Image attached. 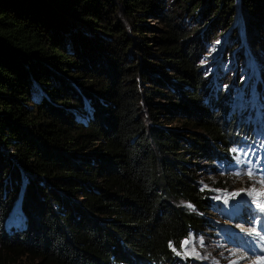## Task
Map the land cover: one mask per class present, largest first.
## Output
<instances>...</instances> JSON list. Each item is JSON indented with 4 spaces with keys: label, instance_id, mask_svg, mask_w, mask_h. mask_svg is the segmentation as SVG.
Segmentation results:
<instances>
[{
    "label": "trees",
    "instance_id": "obj_1",
    "mask_svg": "<svg viewBox=\"0 0 264 264\" xmlns=\"http://www.w3.org/2000/svg\"><path fill=\"white\" fill-rule=\"evenodd\" d=\"M234 2L0 0V264H179L184 240L205 235L196 163L228 161L248 135L199 66L205 31L229 28ZM237 2L264 57V0ZM108 12L125 17L104 37ZM147 16L160 38L143 34ZM184 16H208L197 39Z\"/></svg>",
    "mask_w": 264,
    "mask_h": 264
},
{
    "label": "rangeland",
    "instance_id": "obj_2",
    "mask_svg": "<svg viewBox=\"0 0 264 264\" xmlns=\"http://www.w3.org/2000/svg\"><path fill=\"white\" fill-rule=\"evenodd\" d=\"M234 1L232 7L235 13L229 28L213 25L205 31L204 52L199 66L208 76L210 87H217L218 93L224 94L228 114L238 116L248 135L242 137L238 145L231 147L228 161L219 160L212 164L197 161L200 169L198 180L204 189L210 191L211 204L202 215L209 228L204 236L192 233L184 240L181 251L176 255L179 264H264V260H261L263 256H257L264 253L252 250L255 242L252 232L258 233L257 236L264 241V211L260 208V205H264V93L258 87L259 70L264 75V57L257 47L249 46L250 42H254L255 33L239 19L238 2ZM105 16L103 21H98L101 27H97V31L108 37L110 32L102 26L121 21L119 17L125 15L122 12H108ZM145 23L153 27L143 32L145 36H162L163 25L158 19L147 16ZM181 23L190 32V38L197 39L199 32L207 28L208 16L200 20L184 16ZM228 35L234 41L225 49ZM260 37L264 40L263 36ZM234 46L235 49L231 51ZM156 48L158 45L154 43L150 51L156 52ZM225 79L229 83L223 84ZM32 91L33 100L40 99L42 91L35 86ZM211 97H217L214 90ZM160 101L162 104L171 103L169 100ZM163 112L160 120L164 127L183 131L180 122H170L163 116ZM78 118L86 121L88 117L80 113ZM16 205H20V199ZM14 210L8 218L9 231L19 228L22 222L19 207L15 206ZM241 225L249 226V233L242 231ZM240 254L241 257L237 259L236 255ZM30 261L22 258L19 264Z\"/></svg>",
    "mask_w": 264,
    "mask_h": 264
},
{
    "label": "bare ground",
    "instance_id": "obj_3",
    "mask_svg": "<svg viewBox=\"0 0 264 264\" xmlns=\"http://www.w3.org/2000/svg\"><path fill=\"white\" fill-rule=\"evenodd\" d=\"M247 218H249V216H247ZM245 220H246V218H245ZM250 220L252 221V219H250ZM240 229L246 233H249V231H250L249 226L247 227V226L241 225ZM252 234L254 235V237H252V239L255 240V242H253L251 240L249 241V242H253V246H252L253 249L252 250L261 251L262 253H264V241H263V239L259 235L257 236L258 233L256 234L255 232L254 233L252 232ZM236 256H237L236 258L239 259L241 257V254L236 255ZM257 256H263L261 258V260H264V254H258ZM258 258H260V257H258Z\"/></svg>",
    "mask_w": 264,
    "mask_h": 264
},
{
    "label": "snow or ice",
    "instance_id": "obj_4",
    "mask_svg": "<svg viewBox=\"0 0 264 264\" xmlns=\"http://www.w3.org/2000/svg\"><path fill=\"white\" fill-rule=\"evenodd\" d=\"M249 175H251V173H249ZM260 208L262 211H264V205H260Z\"/></svg>",
    "mask_w": 264,
    "mask_h": 264
}]
</instances>
